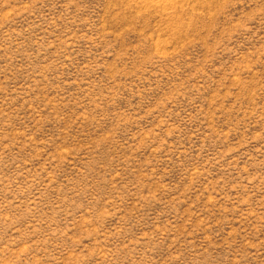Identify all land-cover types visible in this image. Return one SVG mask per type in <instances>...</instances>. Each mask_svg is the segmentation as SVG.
I'll list each match as a JSON object with an SVG mask.
<instances>
[{
    "label": "rangeland",
    "instance_id": "obj_1",
    "mask_svg": "<svg viewBox=\"0 0 264 264\" xmlns=\"http://www.w3.org/2000/svg\"><path fill=\"white\" fill-rule=\"evenodd\" d=\"M0 264H264V0H0Z\"/></svg>",
    "mask_w": 264,
    "mask_h": 264
}]
</instances>
